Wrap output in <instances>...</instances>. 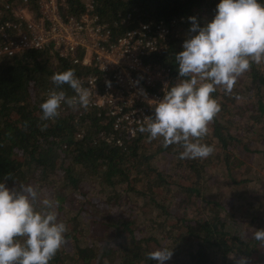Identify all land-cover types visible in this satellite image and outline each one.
I'll use <instances>...</instances> for the list:
<instances>
[{
    "label": "trees",
    "instance_id": "obj_1",
    "mask_svg": "<svg viewBox=\"0 0 264 264\" xmlns=\"http://www.w3.org/2000/svg\"><path fill=\"white\" fill-rule=\"evenodd\" d=\"M91 1L116 34L138 22L166 29L164 47L152 56L171 68L170 84L188 17L210 19L217 2ZM85 4L69 0L64 13L77 14ZM6 20L15 19L0 12V25ZM69 68L75 76L91 70L45 48L0 54V182L9 189L37 186L55 202L67 231L49 264H156L147 253L161 246L172 249L166 264H234L241 256L246 264H264V243L252 236L264 229V190L252 194L257 180L239 171L264 162V61L251 63L231 92L217 86L211 94L220 111L200 138L213 147L203 159H180L179 145L164 147L147 133L113 145L99 135L109 122L96 109L77 121L70 109L41 120L39 105L56 87L51 75ZM60 87L68 96V85ZM85 120L89 127L76 137Z\"/></svg>",
    "mask_w": 264,
    "mask_h": 264
},
{
    "label": "clouds",
    "instance_id": "obj_2",
    "mask_svg": "<svg viewBox=\"0 0 264 264\" xmlns=\"http://www.w3.org/2000/svg\"><path fill=\"white\" fill-rule=\"evenodd\" d=\"M188 20L189 34L174 55L176 82L163 92L138 130L150 140L160 138L164 147L179 145L180 159H203L213 147L200 138L220 111L211 94L217 86L231 92L251 63L264 61V0H217L210 19L198 23L189 16ZM50 79L56 87L39 105L41 120L56 118L62 104L88 108L90 90L72 69L53 73ZM64 84L75 95L67 96L60 87ZM66 231L65 223L57 219L55 202L42 197L37 186L9 189L0 182V264H49ZM252 236L264 243V229H256ZM171 256L172 249L163 246L147 253L156 264H166ZM234 264H246V258L234 259Z\"/></svg>",
    "mask_w": 264,
    "mask_h": 264
},
{
    "label": "built area",
    "instance_id": "obj_3",
    "mask_svg": "<svg viewBox=\"0 0 264 264\" xmlns=\"http://www.w3.org/2000/svg\"><path fill=\"white\" fill-rule=\"evenodd\" d=\"M68 1L35 0L31 6L28 0H0V12L15 19L0 25V54L45 48L58 59L91 69L76 76L90 90L88 108L62 104L59 114L70 109L77 121L96 109L109 122V131L99 132L101 138L122 146L124 138L141 133L139 127L170 86L171 68L152 56L164 47L167 31L160 24L138 22L116 34L100 20L91 0H86L81 12L65 15ZM69 92L68 96L75 95L71 88ZM84 122L76 137L89 127V122Z\"/></svg>",
    "mask_w": 264,
    "mask_h": 264
},
{
    "label": "rangeland",
    "instance_id": "obj_4",
    "mask_svg": "<svg viewBox=\"0 0 264 264\" xmlns=\"http://www.w3.org/2000/svg\"><path fill=\"white\" fill-rule=\"evenodd\" d=\"M239 171L243 173L244 176L250 179L252 178V179L257 180L254 187L253 188L251 187L252 190L250 192L254 191L252 192V194H255L256 192H258L259 194L262 193V190H264V162L263 161L257 162L256 164L242 165ZM261 187L262 189H259Z\"/></svg>",
    "mask_w": 264,
    "mask_h": 264
}]
</instances>
